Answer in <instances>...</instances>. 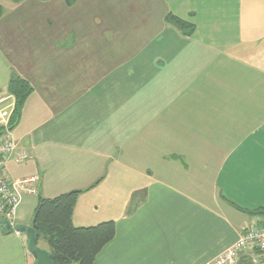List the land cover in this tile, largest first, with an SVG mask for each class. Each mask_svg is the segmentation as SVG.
<instances>
[{"label": "crops", "instance_id": "crops-1", "mask_svg": "<svg viewBox=\"0 0 264 264\" xmlns=\"http://www.w3.org/2000/svg\"><path fill=\"white\" fill-rule=\"evenodd\" d=\"M0 5V127L29 154L6 173L39 179L14 225L81 191L75 227L116 224L94 264H208L263 220L264 0ZM14 74L34 92L9 129ZM27 244L0 226V264Z\"/></svg>", "mask_w": 264, "mask_h": 264}, {"label": "trees", "instance_id": "trees-1", "mask_svg": "<svg viewBox=\"0 0 264 264\" xmlns=\"http://www.w3.org/2000/svg\"><path fill=\"white\" fill-rule=\"evenodd\" d=\"M20 3L23 0H12ZM50 1V0H41ZM4 8L0 5V20ZM168 21L175 24L185 36L195 33V26L187 21L169 15ZM34 89L25 79L13 75L8 85V93L14 97L15 105L10 116L8 128L16 127L23 115L24 107L33 94ZM0 127V135L5 133ZM81 191L62 194L53 199L39 198L34 212L32 225L45 242L56 264H94L99 254L116 237L115 222H106L95 227L77 228L73 223V215ZM251 215H264V210L249 212ZM243 264H250L247 258Z\"/></svg>", "mask_w": 264, "mask_h": 264}, {"label": "built area", "instance_id": "built-area-1", "mask_svg": "<svg viewBox=\"0 0 264 264\" xmlns=\"http://www.w3.org/2000/svg\"><path fill=\"white\" fill-rule=\"evenodd\" d=\"M28 158V152L19 149L9 130L0 135V216L12 224L23 196L38 194L39 179L12 180L6 173V165L10 161L22 163ZM244 257L250 264H264V218L245 227L236 243L208 264H241Z\"/></svg>", "mask_w": 264, "mask_h": 264}, {"label": "water", "instance_id": "water-1", "mask_svg": "<svg viewBox=\"0 0 264 264\" xmlns=\"http://www.w3.org/2000/svg\"><path fill=\"white\" fill-rule=\"evenodd\" d=\"M0 226L4 234H12L18 232L26 236L28 244L27 249L35 259V264H56L52 258V254L39 246L40 236L33 225L16 224L13 225L8 220L0 221Z\"/></svg>", "mask_w": 264, "mask_h": 264}, {"label": "rangeland", "instance_id": "rangeland-1", "mask_svg": "<svg viewBox=\"0 0 264 264\" xmlns=\"http://www.w3.org/2000/svg\"><path fill=\"white\" fill-rule=\"evenodd\" d=\"M0 220H3V217L2 216H0ZM44 243L43 242H41L40 243V246H42Z\"/></svg>", "mask_w": 264, "mask_h": 264}]
</instances>
